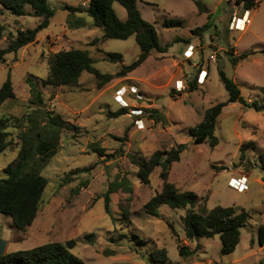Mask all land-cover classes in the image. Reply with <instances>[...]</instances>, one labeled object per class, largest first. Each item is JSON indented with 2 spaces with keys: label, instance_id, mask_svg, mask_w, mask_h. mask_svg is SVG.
<instances>
[{
  "label": "rangeland",
  "instance_id": "obj_1",
  "mask_svg": "<svg viewBox=\"0 0 264 264\" xmlns=\"http://www.w3.org/2000/svg\"><path fill=\"white\" fill-rule=\"evenodd\" d=\"M197 1L203 11L193 0H137L141 17L156 30L159 45L170 47L164 53L154 51L126 77L114 78L98 87L95 76L83 72L74 86L41 88L42 109L61 115L79 126V130L61 132L58 151L41 172L48 184L32 225L23 232L17 231L11 227L10 217L0 215V240L9 242L11 252L73 240L75 246L70 251L85 264H259L264 259V245L260 246L257 234V228L264 225V171L258 158L264 153V109L257 112L241 103L225 106L216 122L214 136L218 143L214 149L208 143L194 144L189 134L202 120L205 110L228 98L218 69L237 84L246 102L256 101L264 106V0L249 10L250 23L244 31L230 29L232 13L242 12L236 0ZM81 2L47 0L55 11L49 26L37 34L32 44L8 54L0 64V87L10 69L15 93V98L0 106V119H22L33 114L36 107L28 104L26 78L32 76L35 82L45 79L52 56L58 51L87 50L95 61L94 67L102 74L112 75L121 65H129L138 57L140 48L134 36L91 45L92 40L102 36V30L93 27L92 19L85 13H75L85 25L70 28L69 12L61 8L75 7ZM113 8L121 20L126 19L120 4L114 3ZM169 19L182 20L183 27L164 28L163 22ZM39 21L30 16L15 17L0 5V23L4 25L0 47L4 48L17 30L32 29ZM209 21L210 28L201 36L191 33ZM189 44L194 45V52L185 58L180 50L187 49ZM231 49L233 55H228ZM107 53L121 54L122 62L108 61ZM243 53L248 56L232 65L230 58ZM210 56L215 60L211 61ZM201 69L207 72L206 79L202 84L196 81L197 89L189 92L187 84L198 79ZM181 79L186 89L172 93ZM118 90L123 92L122 104L115 100ZM121 108H127L128 114L108 117V113ZM152 110H157L164 120L152 119ZM132 111L137 115H132ZM35 117L42 125L43 111ZM9 124L8 146L0 154V180L6 178L3 169L18 158L21 148V130L12 127L13 121ZM249 143L254 148L245 147ZM178 144H186V149L180 160L172 164L168 181L180 193L197 194L194 210L222 206L248 214L240 242L231 254H221L218 236L188 241L182 224L185 209L161 206L157 217L144 209L150 198L161 191V169L156 168L149 184L144 185L127 156L136 153L149 158L156 151H169ZM94 148L102 149L103 156L95 153ZM118 174L132 182L133 193L131 197L122 191L110 195L112 220L105 213L103 194ZM244 177L245 189L236 190L231 179L238 181ZM120 206L128 208L129 222L120 216ZM89 233L96 234L91 244L84 240ZM180 246L190 250L198 246L199 250L192 257L182 258L178 253ZM160 250L166 252L165 263L159 262L155 254Z\"/></svg>",
  "mask_w": 264,
  "mask_h": 264
},
{
  "label": "trees",
  "instance_id": "obj_2",
  "mask_svg": "<svg viewBox=\"0 0 264 264\" xmlns=\"http://www.w3.org/2000/svg\"><path fill=\"white\" fill-rule=\"evenodd\" d=\"M199 11L204 8L197 0H193ZM114 3L120 4L126 11L127 17L121 20L114 8ZM237 5L242 6L243 10H251L258 7L259 0H236ZM85 4V5H83ZM1 7L15 17L30 16L40 19L39 23L32 29H19L15 37H10L7 45L0 47V64L4 63L6 56L11 53H17L20 49L32 44L37 34L47 28L55 11L51 9L47 0H0ZM61 9L69 12L68 25L72 29H78L85 25L82 18L75 16L76 12L85 13L92 19L93 27L102 30V36L92 40L91 45L107 39L127 40L134 36L136 43L140 48L138 57L129 65H121L115 75L102 74L94 67V59L90 57L87 50L71 48L61 50L53 54L50 61L48 74L45 79L35 82L34 77L26 78V84L29 87L30 99L28 104L34 105L36 110L33 114H26L24 118H3L0 119V154L8 146L9 123L14 122L13 128L21 131L18 139L21 142V148L18 158L8 164L3 172L5 179L0 180V215H5L11 219V227L17 231H25L34 222L42 200L44 190L48 184L45 177L41 175L42 170L47 166L51 158L57 153L59 148V139L64 130L76 132L79 126L64 120L61 115L53 111H44V98L41 91L43 87H62L74 86L78 83L83 72L93 74L97 80V86L101 87L109 83L114 78H123L140 67L148 57L154 52L164 53L170 45L160 46L157 33L154 26L144 20L137 7V0H82L80 5L75 7L65 5ZM71 17H74L71 20ZM210 17V15H209ZM207 22L199 28L191 31L193 35L201 36L207 31L211 24ZM164 28L183 27V21L180 19L165 20L162 24ZM4 32V25L0 23V41ZM187 43L188 40H186ZM228 52V55L233 53ZM264 52V49L262 50ZM253 53V52H251ZM248 56L247 53L240 54L230 58L232 65L236 66L240 61ZM106 59L113 63H121L122 56L118 53H107ZM219 80L223 84L228 98L225 102H219L205 110L202 120L189 130L194 144L208 143L211 149H214L218 143L214 136V130L217 119L222 109L233 103H241L246 107H253L255 111L264 109L263 105L256 101L246 102L237 84L229 78L222 69H218ZM196 78L187 84V90L192 92L197 89ZM172 93H177L173 91ZM15 98L12 87L10 69L7 78L0 87V106L8 99ZM38 111H43V124H38L35 115ZM127 108L108 113V117L116 118L120 115H127ZM151 118L156 121H163L164 117L157 111H151ZM25 122L27 123L26 125ZM252 147V143L245 147ZM244 146L241 147V157L245 156ZM186 149V144H178L169 151H156L149 158L142 157L136 153L129 154L127 157L132 165L137 168V178L148 185L152 172L160 167V178L162 179V188L160 192L155 193L153 197L144 205L147 214L157 217L158 209L161 206H167L170 209H185V215L182 217L184 236L188 241H199L201 239H211L219 237L222 255H228L235 251L240 242L241 229L246 225L248 214L244 210L235 207L216 206L212 209L203 208L195 211V205L198 196L192 191L180 193L174 184L168 181L169 171L173 163L180 160L181 153ZM94 152L103 156V150L94 148ZM259 166L264 171V153L259 157ZM122 191L131 197L133 193V184L126 177L117 175L115 179L108 184L106 192L103 194L104 210L111 217L109 207L110 195ZM120 216L129 222L130 213L128 208L120 206ZM113 220V218L111 217ZM258 241L260 246L264 245V225L257 228ZM96 234L89 233L84 236L86 243H93ZM75 246L73 240L65 244L52 242L42 244L31 249L8 252L0 255V264H85L81 259L71 253L70 249ZM196 246L194 250L188 247L180 246L178 248L179 256L182 258L192 257L198 252ZM158 261L167 262V255L164 250L155 252ZM264 264V259L259 261Z\"/></svg>",
  "mask_w": 264,
  "mask_h": 264
},
{
  "label": "built area",
  "instance_id": "obj_3",
  "mask_svg": "<svg viewBox=\"0 0 264 264\" xmlns=\"http://www.w3.org/2000/svg\"><path fill=\"white\" fill-rule=\"evenodd\" d=\"M83 5H85V4H83ZM241 11L242 12H233L232 13L231 22H230V29L231 30L243 31V28H246V26L250 23V15L248 14V11L243 10V8L241 9ZM193 50H194L193 45L188 46L187 49L182 51L183 57L190 58L193 54L192 53ZM210 59H211V61L215 60L214 56H210ZM206 77H207V72H205L204 70H201L200 75H198V77H197L198 78L197 82L199 84H202L204 82L203 80H205ZM175 89H176V92H178V93L183 92L186 89L184 81L178 80L176 83ZM119 91L120 90L117 91L118 93H117V97L115 100L119 104H122L123 92H121V91L119 92ZM139 99H141V96H139ZM132 112H133V114L131 113L132 115H137V114H134V111H132ZM135 112L142 114L141 111H139V110H137ZM230 183L232 186H234L236 188V190L243 191L245 189V186L247 183V178L246 177H244L242 179L240 178L238 181L231 179Z\"/></svg>",
  "mask_w": 264,
  "mask_h": 264
},
{
  "label": "crops",
  "instance_id": "obj_4",
  "mask_svg": "<svg viewBox=\"0 0 264 264\" xmlns=\"http://www.w3.org/2000/svg\"><path fill=\"white\" fill-rule=\"evenodd\" d=\"M246 11H248V14H249V10H246ZM188 46H190V44L188 45ZM194 46V45H193ZM185 49H181L180 50V53L182 54V51H184ZM194 52V51H193ZM192 52V53H193ZM193 55V54H192ZM202 70V69H201ZM200 70V71H201ZM182 80V79H181ZM178 81V80H177ZM183 81V80H182ZM18 239H22V237H18ZM8 252H11L10 251V249H9V242L8 241H2V240H0V255H3V254H5V253H8ZM14 252V251H13Z\"/></svg>",
  "mask_w": 264,
  "mask_h": 264
},
{
  "label": "bare ground",
  "instance_id": "obj_5",
  "mask_svg": "<svg viewBox=\"0 0 264 264\" xmlns=\"http://www.w3.org/2000/svg\"><path fill=\"white\" fill-rule=\"evenodd\" d=\"M242 26V25H241ZM245 30V28H243V31Z\"/></svg>",
  "mask_w": 264,
  "mask_h": 264
}]
</instances>
